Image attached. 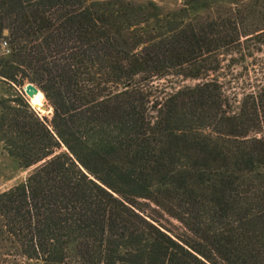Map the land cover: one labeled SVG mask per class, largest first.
Listing matches in <instances>:
<instances>
[{
  "label": "trees",
  "instance_id": "trees-1",
  "mask_svg": "<svg viewBox=\"0 0 264 264\" xmlns=\"http://www.w3.org/2000/svg\"><path fill=\"white\" fill-rule=\"evenodd\" d=\"M186 18L153 0H0V80L54 108L0 100L3 149L34 167L0 192V264H264V0ZM171 76L195 84L154 100Z\"/></svg>",
  "mask_w": 264,
  "mask_h": 264
},
{
  "label": "rangeland",
  "instance_id": "rangeland-1",
  "mask_svg": "<svg viewBox=\"0 0 264 264\" xmlns=\"http://www.w3.org/2000/svg\"><path fill=\"white\" fill-rule=\"evenodd\" d=\"M153 1H155L160 6L161 10L164 13L173 11L175 15L180 14L183 16V14L184 15L187 14L189 18H186V20L189 21L191 16H194L195 14H202V15L206 14L209 12V7L226 5V3H228L230 0H201L200 3L195 5L188 4L185 2V0H153ZM195 7L199 9L196 10ZM7 33L8 32L6 30L5 34ZM5 46H6L5 41L3 40L0 43V54L4 53ZM239 72L240 69H236V71H234V76H237V73ZM152 84H153L152 90H154L153 93L155 96L154 100H156V96L158 95L163 96L165 93H171L173 91H176V89L181 86L195 84V81L191 79H185L184 77L171 76L165 79H155ZM10 85L0 80V100L4 97L10 96L13 93L12 90L16 89L17 91H19L20 89H22L23 86V85L16 86L15 84H12V86L14 87L13 89L10 87ZM22 94L25 100L28 102L29 97L24 92ZM42 107L44 108L34 109L31 106V108H33L42 119L50 121L54 114V108L49 102V100L46 98V95L44 96V102ZM0 109H1V104H0ZM64 148L66 149L65 146ZM33 169L34 167H30L28 169L22 167L16 159L10 157L5 152V150L3 149V145L0 142V192L14 186L17 183L25 181L27 176L33 171ZM152 209L148 208L147 214L153 216V218H155V223L158 224L163 230L174 234L183 232V227L179 221L169 217L166 214H163L159 210L155 211Z\"/></svg>",
  "mask_w": 264,
  "mask_h": 264
},
{
  "label": "water",
  "instance_id": "water-1",
  "mask_svg": "<svg viewBox=\"0 0 264 264\" xmlns=\"http://www.w3.org/2000/svg\"><path fill=\"white\" fill-rule=\"evenodd\" d=\"M19 91L21 93L24 92L29 97L28 102L32 106V104L30 103L31 98L34 97L39 91H42V90L37 85H35L34 83L27 82L25 85L22 86V89H20ZM43 94L45 96L44 92H43ZM33 108L35 109V107H33Z\"/></svg>",
  "mask_w": 264,
  "mask_h": 264
},
{
  "label": "bare ground",
  "instance_id": "bare-ground-1",
  "mask_svg": "<svg viewBox=\"0 0 264 264\" xmlns=\"http://www.w3.org/2000/svg\"><path fill=\"white\" fill-rule=\"evenodd\" d=\"M44 102V95L42 91H39L34 97L31 98L30 103L32 104L33 107L35 108H41L43 109L44 107H42Z\"/></svg>",
  "mask_w": 264,
  "mask_h": 264
},
{
  "label": "built area",
  "instance_id": "built-area-1",
  "mask_svg": "<svg viewBox=\"0 0 264 264\" xmlns=\"http://www.w3.org/2000/svg\"><path fill=\"white\" fill-rule=\"evenodd\" d=\"M5 45H6V43H5Z\"/></svg>",
  "mask_w": 264,
  "mask_h": 264
}]
</instances>
